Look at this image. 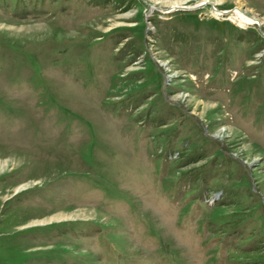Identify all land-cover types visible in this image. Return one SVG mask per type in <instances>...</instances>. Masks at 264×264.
<instances>
[{"label": "rangeland", "instance_id": "1", "mask_svg": "<svg viewBox=\"0 0 264 264\" xmlns=\"http://www.w3.org/2000/svg\"><path fill=\"white\" fill-rule=\"evenodd\" d=\"M205 3L264 33V0H0V264H264V35Z\"/></svg>", "mask_w": 264, "mask_h": 264}, {"label": "bare ground", "instance_id": "2", "mask_svg": "<svg viewBox=\"0 0 264 264\" xmlns=\"http://www.w3.org/2000/svg\"><path fill=\"white\" fill-rule=\"evenodd\" d=\"M215 15L217 16H223L222 15V12L219 11V10H216V12H214ZM234 17L235 19L239 20L240 22L242 23H245V24H255V21L247 16H245L244 14H242L240 11H234ZM15 159L14 158H11L10 161L6 162V163H1L0 162V169L2 170H6L8 167L12 166V161H14ZM16 163V162H15ZM18 164V163H17ZM14 167V166H13Z\"/></svg>", "mask_w": 264, "mask_h": 264}, {"label": "water", "instance_id": "3", "mask_svg": "<svg viewBox=\"0 0 264 264\" xmlns=\"http://www.w3.org/2000/svg\"><path fill=\"white\" fill-rule=\"evenodd\" d=\"M205 5H209L210 8H211V10H212L213 12H216L217 9H216L212 4H210V3L201 4V5L195 6V7H193V8L177 7V8H175V10H179V11H182V12H191V11L198 10L199 8H202V7H204ZM161 12H165V11L161 10ZM233 13H234V11L222 12V15H223L224 17H226V16H228V15H230V14H233ZM255 23H257V25H258L259 28H260V32L262 33V31H261V24H260L258 21H255ZM262 34L264 35V33H262Z\"/></svg>", "mask_w": 264, "mask_h": 264}]
</instances>
